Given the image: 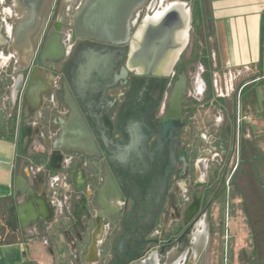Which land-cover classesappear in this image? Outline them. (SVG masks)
Segmentation results:
<instances>
[{
    "label": "flooded vegetation",
    "instance_id": "1",
    "mask_svg": "<svg viewBox=\"0 0 264 264\" xmlns=\"http://www.w3.org/2000/svg\"><path fill=\"white\" fill-rule=\"evenodd\" d=\"M74 1L76 3L66 1L70 6L64 11L57 9L56 5L49 11L44 9L40 26L30 37L31 46L29 54L24 58L25 63L18 67L20 60L17 58L12 44L13 31L17 22L13 16L12 0H0V55L8 60L6 68L13 74L12 86L16 73L15 63L25 78L18 124V130H23L20 148L25 153L21 158L22 163L29 167L41 165V170L34 175H43L50 185V177L56 175V185L62 186L60 191H65L58 198L62 200L63 194L67 197L65 203L62 204L61 213H53L50 221L41 219L37 222L38 228L45 232L48 243L53 242L55 229L63 227L66 223L82 232L91 227L100 228L103 226L105 235L101 244L108 242L112 245V249L104 252L103 245H101L97 264H117L114 255L115 246L123 229L125 218L134 202L133 198L126 195L122 189V195L116 201V208L107 210L100 223L96 220L97 210L101 209L96 202V193L104 179L105 164L109 166L116 178H121V169L113 168L108 163L111 152L117 150L116 144L126 143L132 123L140 124L142 132L147 134L153 123L169 119L168 106L172 89L176 80L184 73L187 82L182 102L183 115L180 118L181 124L177 131L179 141L177 153L183 157L186 164L184 166L183 163H177L169 173L163 206L147 236L155 242L152 241L141 246L140 251L147 249L150 252L155 251L153 253L156 255L158 264H161L163 258L168 260L164 264H172L176 261L180 262L179 264H206L208 242L212 230L209 219L211 206L215 202H220L223 195L226 198L235 195L241 199L239 201L242 203L243 210L245 214H248L246 222L249 224L252 237L249 242L250 246H247L248 249L240 250L239 258L246 260L245 264H264V239H262L264 230L257 231L256 227L254 228L260 217L258 223H261L260 226H264V195L258 186L259 177L256 176V174L264 173V150L260 145L252 144L251 135L246 137L237 129L239 126L236 120V95L230 98L231 111L224 114L225 117L220 120L221 123L217 128H213L206 137L202 132H199V136L195 134L193 116L196 110L193 111L192 101L197 100L189 97L187 89L191 70L195 69L197 64L204 65L202 59L206 49L196 47L193 40L189 44L194 20L193 3L189 4L192 21L188 31V41L175 60L170 57V49L164 57L153 64V73L148 74L145 73L147 69L144 65L145 58L140 54H136L134 66L128 65L129 45H127V50L121 55V58L116 60L113 56L111 62L115 65L118 78L109 80V86L105 89L104 95L96 97L93 93L92 96L83 98V95L74 91L67 80L72 77L75 52L82 43L81 40L72 37V15L75 11L73 8L81 0ZM168 1L164 0L159 5V0L157 2L147 0L135 12L133 34L142 24L145 14L155 15ZM58 25L59 28L56 30ZM54 34L60 36L59 42L63 54L57 62L48 61L45 66H41L39 53L48 37ZM188 46V51L185 52ZM138 50L139 45H136L135 51ZM35 60L37 63L33 64ZM36 67L43 72L46 83L42 88L41 103L37 110L30 115L25 93L28 80ZM6 80L9 81L8 78ZM2 83L1 79L0 86ZM66 84L73 96H77L76 99L95 129L102 157L86 156L76 151H56L53 147V141L59 137L62 125L61 122H57V116L61 110H64L66 119L69 113V106L65 101ZM244 86L245 83L240 89ZM204 93L203 101L207 97V85ZM214 95L213 93L212 99L215 102L224 101V99H220V96L214 97ZM22 117L25 119L24 122ZM106 126L109 127L108 131L105 130ZM27 130L29 139L24 145ZM33 139L35 144H31ZM155 139L154 135H150L146 140L145 145L148 151L154 145ZM48 154L49 156H47ZM249 175L252 178L248 177L246 184L247 187L250 185L255 187V195L251 192L252 188L250 193L248 192L249 194L243 192L245 188L241 189L242 193L238 192L237 180H239V176L242 178ZM85 176L90 183V192L87 198L75 187H64V184L73 182L75 177L81 180ZM50 192H52V186ZM196 196H199L198 207L195 210H190V205ZM82 201H84V205L78 213ZM8 209L9 204H6L1 210L0 222L4 227L1 234L13 230L23 232L30 227L29 221H23L15 210L11 214ZM251 213L255 215L252 218ZM160 218H162V225L157 224ZM23 224H27V226L25 227ZM218 227H221L219 222ZM202 228L207 231H205L206 235L203 234L206 238L205 246L201 245L203 243L197 244L194 239V233ZM186 230L188 231L185 234ZM117 232H119L118 236H116ZM231 253L228 264H232V260L235 262L238 260V256H233V251Z\"/></svg>",
    "mask_w": 264,
    "mask_h": 264
},
{
    "label": "water",
    "instance_id": "2",
    "mask_svg": "<svg viewBox=\"0 0 264 264\" xmlns=\"http://www.w3.org/2000/svg\"><path fill=\"white\" fill-rule=\"evenodd\" d=\"M147 0H82L72 15V37L82 43L75 52L72 77L67 79L74 91L83 98L103 96L109 86V80L118 78L115 65L111 62L126 52L129 45L128 65H135L136 54L142 55L145 73L152 74V66L170 51L175 60L188 41V31L192 21L190 6L184 0H175L177 4L162 10L157 16H147L136 33L132 27L135 12ZM157 2V0H155ZM47 0H12V9L17 16L13 31V50L20 60L18 67L24 65V58L29 54L30 37L39 28ZM180 7H185L186 17ZM187 26V35L183 41L177 40V32ZM59 25L56 30H58ZM59 34L46 40L40 53V65L48 61L57 62L63 54ZM136 45L139 50L135 51ZM35 60L33 64H36ZM186 75L183 73L174 83L169 99V119L153 123L149 133L145 134L138 123H132L126 143L116 144L117 150L111 152L108 163L111 167L121 169V178H116L105 164L104 179L96 193V220L100 223L107 210L116 208V201L124 193L133 198V207L128 212L123 229L117 240L114 255L117 264H153L148 259L155 251H140L141 246L152 241L147 238L163 206L167 193L169 173L177 163L185 160L177 153V131L183 115L182 102L186 88ZM46 80L43 72L34 69L27 83L25 100L28 112L32 115L41 103L42 88ZM25 78L19 72L11 89V100L15 103L23 91ZM65 101L69 106L66 119L61 122L59 137L53 141L56 151H76L86 156L102 157L99 138L95 133L83 107L65 85ZM236 95V94H235ZM237 120V112H236ZM109 127H105L108 131ZM29 131L25 133L24 145L27 144ZM155 136V143L148 151L146 140ZM120 186V187H119ZM11 188L24 196V201L16 202L9 211H16L19 218L35 224L40 218L50 221L53 206L44 193H36L26 177L13 175ZM199 196L190 205V210L198 207ZM84 201L78 210L83 207ZM27 226V224H23ZM188 230H186L185 234ZM97 237L93 235L90 252L95 254ZM206 238L203 242L205 246Z\"/></svg>",
    "mask_w": 264,
    "mask_h": 264
},
{
    "label": "crops",
    "instance_id": "3",
    "mask_svg": "<svg viewBox=\"0 0 264 264\" xmlns=\"http://www.w3.org/2000/svg\"><path fill=\"white\" fill-rule=\"evenodd\" d=\"M163 1L159 0V5ZM174 1L169 0L157 12L168 8L167 5ZM190 1L193 3V0ZM197 1L204 18L206 16L208 20L213 42L211 56L214 79L222 89L220 95L219 87L215 88L214 97L220 96L223 100L226 96L234 97L236 94L239 126L237 129L246 137L251 135L252 144L260 145L264 150V0ZM147 16L148 14H145L143 20ZM243 83L245 86L240 89ZM64 119L65 111L61 110L57 122L60 123ZM22 120L25 121L24 117ZM22 136L21 129L17 130L16 142L0 139V215L6 204H9L10 208L16 202L24 201V196L11 188L13 175L25 176L36 193L46 195L53 206V213L59 214L61 202L53 192L49 193L51 185L43 175H34L29 172V166L22 163L21 158L25 153L20 148ZM31 144H35L34 139ZM69 186L78 189L85 198L88 197L90 183L86 176L81 180L75 177L73 182L64 184L65 188ZM10 213L12 214L11 211ZM37 222L23 232L13 230L9 233H0V264H23L25 259L36 264H57L61 256H67L69 259L75 257V254L79 256V261L69 259L67 264L98 263L99 249L103 245L101 241L105 235L103 226L91 227L82 232L66 223L61 232L54 233L53 242L48 243L45 232L38 228ZM93 235L98 240L95 254L90 252ZM56 244H63L64 252H61L63 246Z\"/></svg>",
    "mask_w": 264,
    "mask_h": 264
},
{
    "label": "rangeland",
    "instance_id": "4",
    "mask_svg": "<svg viewBox=\"0 0 264 264\" xmlns=\"http://www.w3.org/2000/svg\"><path fill=\"white\" fill-rule=\"evenodd\" d=\"M66 1H71L72 3L75 2L74 0H57L56 3V0H47L45 11H49V9H51L55 5L57 9L64 11L70 6L68 5V3H66ZM184 1L188 4H192V1L190 0ZM79 4L73 8V11L77 9ZM13 16L14 20H17V16L14 12ZM191 41L193 42V44H196V47H199V49L204 48L207 50L206 58L210 63L209 65L211 71L213 93L216 94L214 86V67L212 65L213 58L211 56L213 42L211 39L208 20L206 16L204 18V24L200 25L198 28L193 24V28H191L190 31L189 44L191 43ZM188 48L189 46L187 47V50L185 52L188 51ZM3 60L4 59L0 58V65L3 64ZM15 67L16 77L17 73L19 72L16 63ZM205 70V66L201 64H197L195 66V69L191 70L187 94L190 98H194L199 102L193 116V120L195 121V134L199 136V132H202L206 137L209 133L212 132L213 128H217L219 126V124L221 123L220 120L225 117L224 114L231 111V97L230 95L226 96L224 97V101L221 102H215L212 98L208 100L205 98V101H203L205 97L204 90L206 88V83L203 78V72H205ZM181 133H183V130H181ZM199 142L200 140L198 139V143ZM248 177L252 178L250 175L242 178L239 176V180H237L239 184L238 192L242 193L241 189L245 188L243 192L250 193L251 188H254L251 185L247 187L246 183L248 182ZM239 199L240 198L235 197V195L229 198H226L223 195V198L220 202L218 201L212 204L209 213L210 225L212 227V230L208 242L206 264H228L229 258H231L230 256L232 255V251L234 252L233 256H238V260L236 261L237 263L235 262V260L231 259L232 264H245L246 260L239 258V252L242 249H248L247 246H250L249 242L250 240H252V237L249 231V224H247L246 222V217L248 214H245L242 203L239 201ZM253 216L255 215L251 213V218ZM260 219L261 217L258 219V221ZM258 221H256L254 228L256 227L257 231H263L264 226H260L261 223H258ZM218 222L221 224V227H218ZM157 224L162 225V218L158 220ZM3 231L4 227L0 222V233H3ZM118 234L119 232L116 233V236H118ZM262 239H264V236H262ZM69 259L70 261H79V256L75 254V257H71ZM167 262L168 260L163 258L160 263L164 264Z\"/></svg>",
    "mask_w": 264,
    "mask_h": 264
},
{
    "label": "trees",
    "instance_id": "5",
    "mask_svg": "<svg viewBox=\"0 0 264 264\" xmlns=\"http://www.w3.org/2000/svg\"><path fill=\"white\" fill-rule=\"evenodd\" d=\"M193 8H194V20H193V24L195 25V27H199L200 25L204 24V16L201 12V8L199 5V2L197 0H193ZM204 57L202 59L203 64L205 65V73L203 75V78L205 80V83L207 85V97L206 99H211L213 97V92H212V81H211V71H210V66L208 63V60L206 58V52H203ZM192 103L194 104V110H196L197 104L198 102L193 100ZM17 127H18V114L16 112V110L9 112L7 114H3L0 113V139L3 140H7V141H11V142H16V132H17ZM257 177H259L258 179V186L260 188V191L262 192V194L264 195V173H262L261 175L256 174ZM253 190H251L252 194L255 195L256 190L255 187L252 188ZM62 231V227H57L55 229V232H61ZM56 245H62L63 244H56ZM64 246L61 248V252H64ZM103 249L104 252H108L109 250L112 249V245L108 244V242H105L103 244ZM69 261V259L67 258V256H61L58 259V263L57 264H67ZM23 264H36L33 261L24 260Z\"/></svg>",
    "mask_w": 264,
    "mask_h": 264
},
{
    "label": "built area",
    "instance_id": "6",
    "mask_svg": "<svg viewBox=\"0 0 264 264\" xmlns=\"http://www.w3.org/2000/svg\"><path fill=\"white\" fill-rule=\"evenodd\" d=\"M0 58L4 59L3 64L0 65V80L1 79L3 80V83L0 86V113L7 114L9 112L16 110V112L18 114V124H19L20 104L22 101L23 91L19 95L17 101L15 103H13L11 100V88H12L11 79H13V74L10 71H7L6 63L8 60L4 56H1ZM13 73H14V71H13ZM7 78L9 79L8 82L6 80ZM214 86H215V88L219 87V83L217 82L216 79H214ZM218 90H219V94L221 95L222 89L219 87ZM17 130H18V127H17ZM16 134H17V132H16ZM41 168H42L41 165H39V166L32 165L29 167V171H31L32 173H36L37 171L41 170ZM50 179H51V186H52L53 195L56 198H58V196L60 194L64 193L65 191H63V192L60 191V190H62V188H60L62 186L59 187L56 185V182H57V180H56L57 176L56 175L51 176ZM62 196H63L62 200H60V198H58L59 202H61V210H62V204L65 203V200L67 198L65 194H63Z\"/></svg>",
    "mask_w": 264,
    "mask_h": 264
},
{
    "label": "bare ground",
    "instance_id": "7",
    "mask_svg": "<svg viewBox=\"0 0 264 264\" xmlns=\"http://www.w3.org/2000/svg\"><path fill=\"white\" fill-rule=\"evenodd\" d=\"M175 4H177V2H173V3H170V4H168L167 6L169 7V6H173V5H175ZM181 9H180V12H181V14L183 15V17L185 16L186 17V15H187V11H186V8L185 7H180ZM160 13V12H159ZM158 12H156V14L158 15L159 14ZM156 15V16H157ZM186 35H187V26H185V28L184 29H182V30H180V31H178L177 32V40H179V41H183L185 38H186ZM201 222H203V221H201ZM204 224V223H203ZM201 225V224H200ZM203 227V226H202ZM206 231V229L205 228H202V229H198L197 230V232L194 234V236L196 237V239L195 240H197L196 241V243L197 244H200V243H203L204 242V240H205V237L203 236V234L204 235H206L207 233V231ZM203 236V237H202ZM194 237V238H195ZM198 247V246H197ZM196 249V248H195ZM199 250V249H198ZM194 254V253H193ZM196 257H197V255H196ZM151 263H153V264H158L157 263V258H156V255H155V253H152L150 256H149V259H148ZM180 262H178V261H176V262H174V263H172V264H179Z\"/></svg>",
    "mask_w": 264,
    "mask_h": 264
}]
</instances>
